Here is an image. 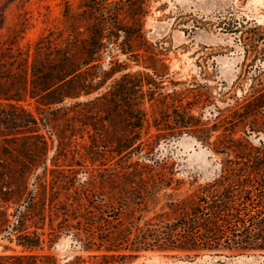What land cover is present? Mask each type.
I'll return each instance as SVG.
<instances>
[{"label": "trees", "instance_id": "16d2710c", "mask_svg": "<svg viewBox=\"0 0 264 264\" xmlns=\"http://www.w3.org/2000/svg\"><path fill=\"white\" fill-rule=\"evenodd\" d=\"M153 1L83 0L26 44L27 19L0 18V264L264 255V26L221 27L243 51L231 88L175 81L144 33ZM184 134L219 172L183 196L160 190L182 184L160 144Z\"/></svg>", "mask_w": 264, "mask_h": 264}, {"label": "rangeland", "instance_id": "374dc122", "mask_svg": "<svg viewBox=\"0 0 264 264\" xmlns=\"http://www.w3.org/2000/svg\"><path fill=\"white\" fill-rule=\"evenodd\" d=\"M82 3L83 0H0V18L5 16L6 28L13 27L19 19H27L21 44L32 43L48 31L61 29L65 25V12L80 11ZM150 5L144 33L164 54L170 79H206L213 86L223 83L227 89L231 88L241 72L243 51L234 36L221 31V27H228L231 19L242 17L264 26V0H156ZM234 91L240 95L237 88H232L230 94ZM217 104L224 105L220 101ZM160 151L175 163L174 178L182 181L175 189L160 190H177L184 196L199 190V185L212 181L219 172V159L186 134L161 142ZM86 174L82 169L78 177L84 179ZM7 243L0 241V251ZM50 252L62 262L76 253L67 237L60 238ZM128 264H264V255H203L188 261L150 252Z\"/></svg>", "mask_w": 264, "mask_h": 264}]
</instances>
